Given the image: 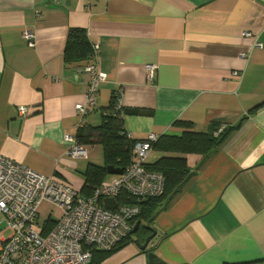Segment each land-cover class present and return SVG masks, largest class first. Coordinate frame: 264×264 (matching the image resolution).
<instances>
[{"label":"crops","instance_id":"1","mask_svg":"<svg viewBox=\"0 0 264 264\" xmlns=\"http://www.w3.org/2000/svg\"><path fill=\"white\" fill-rule=\"evenodd\" d=\"M73 28L99 46L106 75L83 125L100 126L120 92L122 110L149 113L122 112L133 140L186 123L214 137L232 128L208 156H185L182 187L147 223L146 251L131 242L101 264H264V0H0V154L87 195L85 175L105 159L95 137L82 159L63 142L85 102L87 60L65 59ZM167 154L154 148L146 163ZM116 176L106 170L96 187Z\"/></svg>","mask_w":264,"mask_h":264},{"label":"built area","instance_id":"2","mask_svg":"<svg viewBox=\"0 0 264 264\" xmlns=\"http://www.w3.org/2000/svg\"><path fill=\"white\" fill-rule=\"evenodd\" d=\"M24 37L33 46V36L25 32ZM91 50L87 63L78 68L87 79L85 102L75 106L79 117L77 129L94 110L100 85L106 81L97 64L100 48L94 44ZM241 73L233 72L232 76L241 80ZM120 95L118 92L115 96L117 107L121 106ZM17 111L22 118L28 115L25 106H19ZM126 137L133 140L128 131ZM158 139L159 136L149 134L144 140H135L132 162L123 173L112 182L96 187L89 196L78 193L56 177L40 175L0 154V216L6 222L5 228L0 229V264H88L94 250L108 251L126 238L140 207L120 203L118 198H158L164 192L163 175L146 168L147 158ZM63 142L69 157L87 158L88 146L79 143L76 135L65 134ZM107 198L116 200L114 210L103 206ZM45 202L59 211L48 230L46 221L40 228L38 214Z\"/></svg>","mask_w":264,"mask_h":264},{"label":"trees","instance_id":"3","mask_svg":"<svg viewBox=\"0 0 264 264\" xmlns=\"http://www.w3.org/2000/svg\"><path fill=\"white\" fill-rule=\"evenodd\" d=\"M91 49L92 47L83 29H69L65 45V59L67 61L79 63L88 60L92 52ZM105 111L109 114L103 116L100 126L91 128L82 124L75 134L82 145H91L95 141V137L96 141L103 147L105 166H91L85 175V186L92 190L101 183L106 167L114 166L124 169L132 162V149L135 140H130L126 137L127 130L124 129L121 119L122 112L133 115L149 114L146 111L122 110L121 106L117 107L116 98H112L109 107ZM231 131L232 128L227 129L216 137L213 134H197L191 129V124L186 123L184 131L180 135L159 137L153 149H161L163 152L168 153L167 155L169 156H164L153 164H147L146 168L163 175L165 185L162 196L139 200L126 196L119 197L120 203L139 205L140 213L132 222L133 227L136 222H140L138 231L132 236L128 235L108 251L94 250L91 261L88 264H101L105 259L135 240L143 242L150 234L146 227L151 226L147 223L154 219L156 212L163 206V198L169 197L182 187L188 172L185 156L187 154L208 156L223 143ZM90 194L85 195L89 196ZM53 223L54 221L49 220L46 229H50Z\"/></svg>","mask_w":264,"mask_h":264},{"label":"water","instance_id":"4","mask_svg":"<svg viewBox=\"0 0 264 264\" xmlns=\"http://www.w3.org/2000/svg\"><path fill=\"white\" fill-rule=\"evenodd\" d=\"M107 172L109 174L113 175H121L123 173V168L121 167H114V166H108L106 168ZM103 206L107 209L114 210L117 206V202L113 198H107L103 200ZM140 222H136L133 229L129 232V236L134 235L139 228ZM146 230L150 232L151 234L148 235L143 242H140L139 240H135L134 243L141 251H146V248L150 242V240L156 235V232L151 227H146ZM100 251V250H99Z\"/></svg>","mask_w":264,"mask_h":264},{"label":"rangeland","instance_id":"5","mask_svg":"<svg viewBox=\"0 0 264 264\" xmlns=\"http://www.w3.org/2000/svg\"><path fill=\"white\" fill-rule=\"evenodd\" d=\"M111 177V176H109ZM40 228L48 218L55 219L59 215V211L49 203H43L38 209ZM43 223V224H42ZM6 222L3 221V217L0 216V229L5 228Z\"/></svg>","mask_w":264,"mask_h":264}]
</instances>
